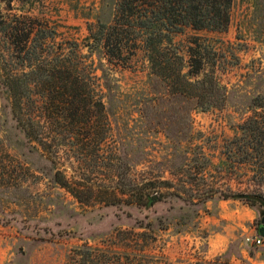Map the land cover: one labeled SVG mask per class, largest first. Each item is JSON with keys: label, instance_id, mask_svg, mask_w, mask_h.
I'll list each match as a JSON object with an SVG mask.
<instances>
[{"label": "rangeland", "instance_id": "rangeland-1", "mask_svg": "<svg viewBox=\"0 0 264 264\" xmlns=\"http://www.w3.org/2000/svg\"><path fill=\"white\" fill-rule=\"evenodd\" d=\"M113 8L112 0H0V76L44 73L55 63L50 58L64 56L78 62L77 72L87 78L85 87L95 100L103 92L102 70L117 84L107 123L97 106L78 124L55 112L53 131L45 132L53 135L55 155L26 138L10 114L13 100L0 94V264L264 260V242L245 241L258 234L264 212L222 197L264 195V156L243 163L238 145L230 158L225 151L237 124L253 115L255 98L264 105V23L253 0H234L225 31L186 28L173 35L185 60L191 45L226 87L223 104L205 111L169 96L158 77H149L140 52L128 49L115 66L106 65L88 36L98 20L112 19ZM194 37L197 45L191 43ZM84 62L90 66L81 69ZM47 87H32L38 117L47 115L39 108ZM257 110L264 116V108ZM57 169L76 195L55 182ZM121 182L147 184L155 202L140 207L124 201L116 189ZM245 216L248 221L240 223ZM214 240H222L223 251L205 258ZM168 248L175 250L173 257L165 253Z\"/></svg>", "mask_w": 264, "mask_h": 264}, {"label": "trees", "instance_id": "trees-1", "mask_svg": "<svg viewBox=\"0 0 264 264\" xmlns=\"http://www.w3.org/2000/svg\"><path fill=\"white\" fill-rule=\"evenodd\" d=\"M112 1V19L109 22L98 20L88 36L90 47L101 49L104 53L107 66H115L114 61L128 49H133L134 54L140 52L144 62H147L149 77H158L169 96L191 100L194 108L202 111L223 104L227 97L226 87L216 79L212 70L206 69V62L191 45L185 50L189 55V59L185 60L184 50L173 41V35L186 28L210 32L227 30L234 0ZM253 4L255 10L260 12V22L264 23V0H253ZM30 32L24 34V41L28 40ZM197 40L198 37H194L191 43L197 45ZM54 61L44 73L23 72L0 76V94L5 93L8 102L13 100V103H9L12 118L22 124L26 138L35 141L43 151L52 155L56 151L52 145L53 135L46 136L45 132L53 131L55 112L72 124H78L84 116H90L97 106L101 113L104 112L102 117L107 123V105L112 101L114 88L117 87V84L111 83L108 72L102 70L99 78L103 92L95 100L85 87L87 78L77 72V61L67 60L64 56L50 58V62ZM74 61L75 64H72ZM87 66L90 63L84 62L81 69ZM40 84L48 86L44 94L45 105L39 107L46 109L45 118L42 114L40 117L35 114L36 92L32 91V87ZM253 106L256 108L253 115L237 124L234 137L229 141L231 145L225 148L230 158L233 145H238V151L244 154L243 163L245 158L259 159L264 156V116L257 110L264 108V105L259 98H255ZM120 167L118 162V177ZM56 175L55 182L76 195V188L60 170L57 169ZM116 189L122 197L126 196L124 201L128 203L149 207L155 202L150 194L151 188L145 183L121 182ZM222 197L242 199L249 206L257 205L264 212V195L259 192L223 194ZM139 227L146 226L141 224Z\"/></svg>", "mask_w": 264, "mask_h": 264}, {"label": "crops", "instance_id": "crops-1", "mask_svg": "<svg viewBox=\"0 0 264 264\" xmlns=\"http://www.w3.org/2000/svg\"><path fill=\"white\" fill-rule=\"evenodd\" d=\"M246 214L248 215V213H246ZM240 219H241L240 223H242L244 220H245V222H247L248 221L247 220L248 216H245V218L243 217V218H240ZM223 247H224V245H223L222 240H221V243H217V242H215V240H214V242L213 241L209 242V246H208L207 250L204 253L205 258H211L213 256L220 255L222 253V251H223ZM165 253H168L170 257H173L175 255L174 254L175 250H173L171 248L170 249L168 248L167 250H165ZM255 263L256 264H264V260L263 259H259L256 262H254L253 264H255ZM179 264H181V262H179ZM217 264H221V263H217Z\"/></svg>", "mask_w": 264, "mask_h": 264}, {"label": "built area", "instance_id": "built-area-1", "mask_svg": "<svg viewBox=\"0 0 264 264\" xmlns=\"http://www.w3.org/2000/svg\"><path fill=\"white\" fill-rule=\"evenodd\" d=\"M247 244L252 246H260L264 242V238L258 234H248L245 236Z\"/></svg>", "mask_w": 264, "mask_h": 264}, {"label": "water", "instance_id": "water-1", "mask_svg": "<svg viewBox=\"0 0 264 264\" xmlns=\"http://www.w3.org/2000/svg\"><path fill=\"white\" fill-rule=\"evenodd\" d=\"M257 233L264 238V215L260 219V224L257 227Z\"/></svg>", "mask_w": 264, "mask_h": 264}]
</instances>
